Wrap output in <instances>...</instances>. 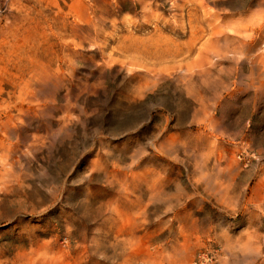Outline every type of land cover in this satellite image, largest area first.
<instances>
[{
  "label": "rangeland",
  "instance_id": "374dc122",
  "mask_svg": "<svg viewBox=\"0 0 264 264\" xmlns=\"http://www.w3.org/2000/svg\"><path fill=\"white\" fill-rule=\"evenodd\" d=\"M0 264H264V0H0Z\"/></svg>",
  "mask_w": 264,
  "mask_h": 264
},
{
  "label": "built area",
  "instance_id": "2783aa9c",
  "mask_svg": "<svg viewBox=\"0 0 264 264\" xmlns=\"http://www.w3.org/2000/svg\"><path fill=\"white\" fill-rule=\"evenodd\" d=\"M0 168H1V164H0Z\"/></svg>",
  "mask_w": 264,
  "mask_h": 264
}]
</instances>
